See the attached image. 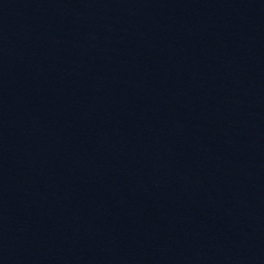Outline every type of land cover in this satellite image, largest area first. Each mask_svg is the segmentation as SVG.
<instances>
[{
	"label": "water",
	"instance_id": "95a60500",
	"mask_svg": "<svg viewBox=\"0 0 264 264\" xmlns=\"http://www.w3.org/2000/svg\"><path fill=\"white\" fill-rule=\"evenodd\" d=\"M252 264H264V230L261 235Z\"/></svg>",
	"mask_w": 264,
	"mask_h": 264
}]
</instances>
